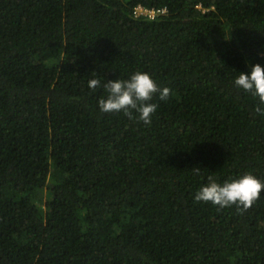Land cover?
I'll return each mask as SVG.
<instances>
[{
    "label": "trees",
    "instance_id": "16d2710c",
    "mask_svg": "<svg viewBox=\"0 0 264 264\" xmlns=\"http://www.w3.org/2000/svg\"><path fill=\"white\" fill-rule=\"evenodd\" d=\"M256 64L264 0H0V264H264V191L195 200L210 175L264 182V117L234 83ZM136 71L170 89L150 124L88 86Z\"/></svg>",
    "mask_w": 264,
    "mask_h": 264
},
{
    "label": "clouds",
    "instance_id": "9594fccd",
    "mask_svg": "<svg viewBox=\"0 0 264 264\" xmlns=\"http://www.w3.org/2000/svg\"><path fill=\"white\" fill-rule=\"evenodd\" d=\"M137 7V6H136ZM168 11V10H167ZM237 88L251 93L258 98L254 111L264 117V67L259 64L251 66L250 71L241 72L234 81ZM90 89L101 86L107 93L106 98L98 101L99 110L103 113L121 112L132 118L133 111L139 114V119L150 124L157 105L151 103L153 95L159 93V98L165 100L170 95V89H160L156 81L147 72L136 71L128 79H115L101 82L99 79L88 81ZM198 175L200 167H193ZM264 191V182L252 174H245L239 179L218 183L211 175L208 183L202 186L195 195L197 202H210L219 209L233 205L243 210L250 208L260 198Z\"/></svg>",
    "mask_w": 264,
    "mask_h": 264
},
{
    "label": "built area",
    "instance_id": "2783aa9c",
    "mask_svg": "<svg viewBox=\"0 0 264 264\" xmlns=\"http://www.w3.org/2000/svg\"><path fill=\"white\" fill-rule=\"evenodd\" d=\"M167 9H150L142 5H138L134 8V17L136 19H155L157 16L161 14H165Z\"/></svg>",
    "mask_w": 264,
    "mask_h": 264
}]
</instances>
